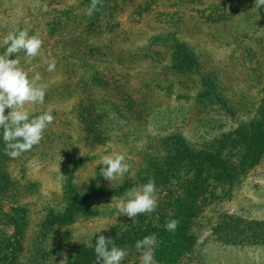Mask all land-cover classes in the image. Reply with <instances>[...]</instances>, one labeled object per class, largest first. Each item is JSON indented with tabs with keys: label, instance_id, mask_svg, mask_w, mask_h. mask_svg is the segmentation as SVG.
Instances as JSON below:
<instances>
[{
	"label": "trees",
	"instance_id": "trees-1",
	"mask_svg": "<svg viewBox=\"0 0 264 264\" xmlns=\"http://www.w3.org/2000/svg\"><path fill=\"white\" fill-rule=\"evenodd\" d=\"M136 1L103 0V6H98L99 11L91 17L86 14L91 0H65L61 6L39 3L34 6L35 11L29 9L31 27L19 21L17 28L10 27L0 32V40L9 31L17 29H27L30 34L40 30L45 40L54 37V43L46 44L47 49L41 56L51 57V50L59 60L56 73L61 72L64 78L53 80L46 86L45 100L57 92L63 99H74L72 111L80 122L87 146H106L115 141L135 150L139 156L135 172L126 173L113 186L100 175L101 164L95 174L81 185L77 180L78 174L94 157L78 148L66 149L61 164L64 204L48 212L43 221L45 237L58 226H71L81 217L91 219L102 214L97 204L100 199H119L129 188L153 179L159 197L155 211L138 215L135 222L119 219L104 234L129 255L139 253L135 248L137 240L155 233L157 264H181L197 250L201 231L206 225H211L213 236L223 246L264 248V218L251 219L224 213L214 223V219L205 214L207 208L231 199L250 171L264 160V89L259 102L248 109L250 102H246L244 96H241L244 102L241 103L228 92L230 86L224 81L219 64L208 59L195 45L181 39L175 30L153 35L149 48L125 49L123 40L116 37L121 25L118 16L128 4ZM156 1L145 0L144 4H137L135 17L149 11ZM254 4L255 0L249 3L230 0L229 7L226 5L229 10L204 14L206 22L218 31L221 23L226 26L241 18L246 22L256 21L263 29L264 6L255 9ZM242 34L247 35V32L241 33L237 29L232 38L233 43H244L242 55L235 54V50L230 55L235 62L242 57H245L244 62L247 57L250 61L253 59V48L241 38ZM258 40L264 44V31ZM3 51L0 48V53ZM10 58H15V55ZM38 58L41 60L40 56ZM148 58L153 61L152 68L162 65L161 73L169 82V93L178 82L182 90L180 98H189L190 95L195 98L197 115L213 110L217 113L211 121L209 119L208 128L199 137H188L184 131L173 128L167 133L150 134L148 139H143L142 134L150 122L151 99L138 95L129 82L131 72L122 68L128 65L134 68ZM19 60L28 72H33L29 69L34 66L42 68L45 75L48 72L42 65L44 63L36 65L35 58L31 64L25 58ZM114 63L120 68V76L113 71ZM153 85L161 86L159 83ZM240 111L245 118L237 125L222 117V112L237 117ZM40 113L32 112L31 115ZM196 119L198 125L203 123L202 118ZM172 120L174 118L169 116L167 122L172 124ZM2 133L0 129V264H25L22 249L31 218L29 207L20 201L23 194L39 189L40 184L30 180L23 183L14 177L11 162L16 158L5 155ZM42 140L39 144L44 142ZM39 144L22 154H34ZM8 199L12 201L6 207ZM171 219L179 220L175 232L164 227ZM70 234L71 229L67 227L50 251L41 253L38 246L34 255L36 263L51 264L40 259L61 251ZM97 239L79 241L64 264H96L94 248Z\"/></svg>",
	"mask_w": 264,
	"mask_h": 264
},
{
	"label": "rangeland",
	"instance_id": "rangeland-1",
	"mask_svg": "<svg viewBox=\"0 0 264 264\" xmlns=\"http://www.w3.org/2000/svg\"><path fill=\"white\" fill-rule=\"evenodd\" d=\"M0 0V32L2 33L10 27L17 28L18 22L22 21L25 26H32L31 18L28 15L29 9L35 11V7L39 3L49 6L51 3L62 5L65 0ZM69 1V0H68ZM179 0H157L152 4L149 11H144L142 15L135 17L134 9L137 4L145 2V0H137L134 3L128 4L125 11L118 17L121 25L118 29L117 39L123 40L122 46L127 50L137 51L140 49L149 48L151 37L155 34L162 33L167 30H175L181 39L186 40L198 49L204 51L214 63L219 64L221 74L224 81L230 86L228 92L239 99V102L244 103L241 96H244L248 109L259 102L260 95L264 89V50L262 43L258 40V36L263 35V29L259 28L256 21L246 22L241 18L233 20L229 24L218 25L219 30L209 26L206 22V15L214 11L221 13L224 10H229L230 0H184L178 3ZM249 3L252 0H244ZM228 5V7H226ZM31 7V8H30ZM31 24V25H30ZM255 24V25H254ZM45 26V23L42 24ZM239 32H247V35L242 34L241 38L253 48L252 60L247 57L240 58L237 62L230 55L235 50V54L242 55V43H233L232 38L235 30ZM45 32V30H44ZM42 36L40 30H36ZM47 34V33H46ZM44 35V34H43ZM43 46L41 55L47 49L46 44L54 43L53 38L43 36ZM230 40V43L228 40ZM49 41V42H48ZM157 48L158 44H154ZM50 49V46H48ZM118 48V46H116ZM50 58H55L58 65V57L50 50ZM18 59L25 58L24 53H20ZM36 65L39 66L43 62L38 57ZM47 67L46 64H42ZM115 65V63H114ZM151 66V67H150ZM151 59H144L136 67L130 65L122 68L126 72L129 71V82L139 96H148L151 99L150 105L152 112L149 117L148 129L144 130L143 139H148V135L162 134L169 132L173 128L184 131L188 137H199L203 134L204 129L208 128V121L217 115L213 110L210 112L197 115L195 110V98L190 95L189 98H180L181 88L179 83L173 86L172 93L168 92L165 75L162 72V65H157L156 68ZM122 67V66H120ZM57 68V67H56ZM30 74L39 72L42 77V83L46 86L53 80L63 79L64 75L61 72H42L44 70L36 66L31 67ZM121 70V71H122ZM118 76L121 75L120 68L115 65V70ZM169 77H172L170 75ZM154 78V80L152 79ZM163 78V79H161ZM149 83L150 85H148ZM159 83L161 86H154ZM51 98L44 100L43 104L28 105L30 113L42 112L48 107L54 109L55 117L51 125L45 130L43 135V143L39 144L34 154H21L11 162V170L18 180L27 183L29 180L39 183V189L23 194L20 203L26 204L29 207V216L31 218L27 230L26 238L23 242L22 261L25 264H37L34 259L36 248L39 246L41 253L50 251L58 243L61 234L66 231V228L71 229V234L61 251L43 256L40 260H46L47 263L60 264L73 251L74 246L81 240H92L93 237L106 234L112 224L119 219H130L126 215H119L114 207L116 198L111 200L97 201L102 214L86 219L81 217L71 226L56 227L47 237L43 230V221L48 212L53 208L63 206V173L61 164L63 162L66 149L78 148L81 152H88L94 157L88 166L82 169L78 174V182L83 185L90 176L95 174L97 166L100 164V158L103 155L114 151L123 153L126 156L127 162L131 165L130 173L135 172L138 165V154L135 150L129 149L125 145L111 141L106 146H97L91 148L84 141V133L80 126L79 120L72 111L74 99H63L60 93L51 94ZM254 104V105H253ZM196 106V105H195ZM10 109L5 110L7 114ZM173 112V113H171ZM169 116H172V124L167 122ZM222 117L229 123L237 125L239 121L245 118L242 112L239 116L231 117L225 112H222ZM196 118H202V124L198 125ZM215 121V120H214ZM165 126V127H164ZM161 127H164L163 131ZM203 131V132H202ZM214 132V131H213ZM131 150V151H130ZM134 162V164H133ZM25 169V172L23 171ZM126 175V174H125ZM124 178V177H123ZM122 178V179H123ZM122 179L113 183L116 184ZM108 184L109 181L106 180ZM11 199L5 202L6 207L11 203ZM224 213L236 214L247 218H264V160L262 163L250 171L245 177L242 184L237 187L233 197L227 199L217 205L207 208L205 214L212 217L215 223L218 217ZM211 225L205 226L201 231L200 241L197 250L189 258H186L181 264H264V248L258 246L247 247H232L223 246L212 234ZM100 232L95 233L98 229ZM93 233H95L93 235ZM65 261L62 262L64 264ZM122 264H140V253L137 255H129L125 257Z\"/></svg>",
	"mask_w": 264,
	"mask_h": 264
},
{
	"label": "clouds",
	"instance_id": "clouds-1",
	"mask_svg": "<svg viewBox=\"0 0 264 264\" xmlns=\"http://www.w3.org/2000/svg\"><path fill=\"white\" fill-rule=\"evenodd\" d=\"M98 6H103V0H91L86 14L91 17L94 12L99 11ZM261 6H264V0H255L254 8L259 9ZM42 46V37L38 33L30 34L27 29L9 31L0 40V48L4 49L0 53V129L3 130L4 153L13 159L38 145L45 130L55 119L52 107H48L40 114L31 115L28 105L44 103L46 85L41 82L39 72L30 74L17 58L19 53L24 52L26 62L31 64L34 58L40 56L42 62L47 65L46 70L54 72L57 61L55 58L41 56ZM13 55L15 58H10ZM6 109H10L7 114ZM99 163L103 165L100 168V175L109 181L110 186L122 179L131 168L126 156L118 151L103 155ZM113 199L114 197L108 205H112ZM158 199L155 182L149 179L142 185L126 190L123 196L115 200L114 207L119 213L118 216L126 215L135 222L138 215L154 212L158 206ZM178 226L177 219H171L164 225L170 232H175ZM106 228L102 227L95 233ZM156 244L155 233L136 241L135 248L140 253V264H157L154 252ZM94 251L96 264H122L128 254L124 248L118 247L112 238L102 234L98 236ZM63 255L64 259L60 264L67 260V255Z\"/></svg>",
	"mask_w": 264,
	"mask_h": 264
}]
</instances>
